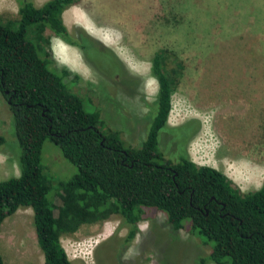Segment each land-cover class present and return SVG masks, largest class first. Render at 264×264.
<instances>
[{"label": "trees", "instance_id": "16d2710c", "mask_svg": "<svg viewBox=\"0 0 264 264\" xmlns=\"http://www.w3.org/2000/svg\"><path fill=\"white\" fill-rule=\"evenodd\" d=\"M14 1L16 19L0 16V96L11 127L9 141L0 135V149L8 150L18 175L0 181V225L18 209H30L43 264H70L62 235L118 216L126 229L114 244L119 259L139 233L138 222L159 213L171 237L183 231L208 247L194 264H264V177L257 189L241 193L221 172L189 159L186 146L201 130L199 119L167 124L181 63L170 67L166 51L153 54L149 76L156 92L146 104L143 139L128 146L89 100L72 91L82 79L58 66L49 51L46 31L65 45L93 50L99 70L102 60L115 62L117 71L102 69V75L122 73L109 49L63 25V11L80 0H47L39 7ZM46 140L74 168L68 180L54 182L41 163Z\"/></svg>", "mask_w": 264, "mask_h": 264}, {"label": "rangeland", "instance_id": "374dc122", "mask_svg": "<svg viewBox=\"0 0 264 264\" xmlns=\"http://www.w3.org/2000/svg\"><path fill=\"white\" fill-rule=\"evenodd\" d=\"M46 1L32 0L36 7ZM16 12L14 0H0L1 17L16 19ZM61 18L68 31L79 28L121 62L120 75L103 76L102 69L117 71L115 62L102 60L99 70L90 55L93 50L83 52L45 32L55 63L82 79L72 91L89 100L126 145L137 147L143 139L146 104L153 101L157 88L149 76V61L164 50L168 66L181 63L167 124L176 126L190 118L201 122L200 132L186 146L189 159L221 172L241 193L260 186L264 177V0H80ZM0 135L11 139L10 113L1 96ZM42 162L54 182L66 181L74 172L48 140L41 147ZM17 175L8 150L0 149V181ZM53 201L57 207L55 196ZM182 223L190 228L188 220ZM137 226L139 233L119 259L114 244L126 229L118 216L81 225L62 235L60 245L70 264H194L208 253V247L193 235L179 231L171 237L159 213L152 219L144 217ZM0 257L3 264H43L30 209L20 208L1 223Z\"/></svg>", "mask_w": 264, "mask_h": 264}, {"label": "crops", "instance_id": "0c3cea01", "mask_svg": "<svg viewBox=\"0 0 264 264\" xmlns=\"http://www.w3.org/2000/svg\"><path fill=\"white\" fill-rule=\"evenodd\" d=\"M68 53V52H67ZM74 61H76L75 59H73Z\"/></svg>", "mask_w": 264, "mask_h": 264}, {"label": "bare ground", "instance_id": "6f19581e", "mask_svg": "<svg viewBox=\"0 0 264 264\" xmlns=\"http://www.w3.org/2000/svg\"><path fill=\"white\" fill-rule=\"evenodd\" d=\"M63 53H66V52H63Z\"/></svg>", "mask_w": 264, "mask_h": 264}]
</instances>
